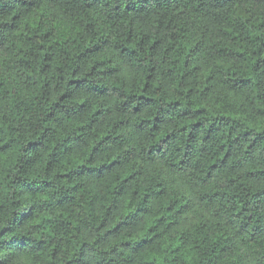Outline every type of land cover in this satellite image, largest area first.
Masks as SVG:
<instances>
[{"label":"trees","instance_id":"1","mask_svg":"<svg viewBox=\"0 0 264 264\" xmlns=\"http://www.w3.org/2000/svg\"><path fill=\"white\" fill-rule=\"evenodd\" d=\"M0 264H264V0H0Z\"/></svg>","mask_w":264,"mask_h":264}]
</instances>
